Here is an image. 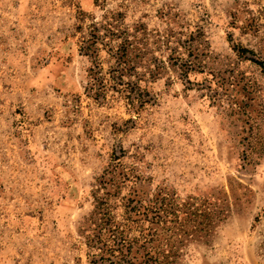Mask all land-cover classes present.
<instances>
[{
    "label": "rangeland",
    "instance_id": "1",
    "mask_svg": "<svg viewBox=\"0 0 264 264\" xmlns=\"http://www.w3.org/2000/svg\"><path fill=\"white\" fill-rule=\"evenodd\" d=\"M109 17L134 70L107 41L86 49ZM250 58L264 62V0H0V264H93L80 229L115 150L144 197L219 208L170 264H264V65Z\"/></svg>",
    "mask_w": 264,
    "mask_h": 264
},
{
    "label": "trees",
    "instance_id": "2",
    "mask_svg": "<svg viewBox=\"0 0 264 264\" xmlns=\"http://www.w3.org/2000/svg\"><path fill=\"white\" fill-rule=\"evenodd\" d=\"M110 18L93 24L86 49L94 55L98 51L96 43L107 41L115 57L125 65L124 69L134 70L128 59L134 50V40L130 34L124 36ZM238 50L241 54L252 53L245 47ZM250 59L264 65L262 60ZM121 156L115 150L96 177L93 208L80 229L91 251V262L170 264L179 252L176 243L193 235L207 234L218 217L219 208L211 200L193 196L177 201L165 188L144 197L136 185L140 175L129 176L120 162Z\"/></svg>",
    "mask_w": 264,
    "mask_h": 264
}]
</instances>
